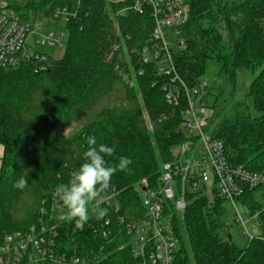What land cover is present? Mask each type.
<instances>
[{"label": "trees", "instance_id": "obj_1", "mask_svg": "<svg viewBox=\"0 0 264 264\" xmlns=\"http://www.w3.org/2000/svg\"><path fill=\"white\" fill-rule=\"evenodd\" d=\"M131 1L40 0L13 7L26 19L49 20L55 6H67L76 15L65 25L62 56L48 54L46 71L35 72L30 61L0 69V236L36 221L40 205H59L53 220L58 249L95 254L94 264H141L132 253L135 235H128L125 225L146 219L142 181L148 190L159 188L162 164L173 160V149L185 140L179 129L185 103L181 98L178 106L167 104L166 78L156 65L139 61L153 20L148 9L117 14ZM187 3L189 15L181 28L185 45L171 48L175 69L189 87L208 82L203 99L213 111L210 132L222 141L228 163L264 175V0ZM242 68L253 74L246 94L251 104L235 99ZM71 125L74 129L64 135L62 128ZM88 136L96 137L97 147L113 148L105 156L108 165L118 164L120 157L132 164L112 176L107 202L89 206L108 208V214L96 219L90 212L83 229L74 230V221L59 219L65 210L56 193L86 162ZM21 177L26 187L15 188ZM236 201L258 228L242 242L234 241L227 201L215 188L188 193L182 213L173 201L164 203L178 246L174 264H264V182L245 188ZM106 219L112 230L108 238L101 233Z\"/></svg>", "mask_w": 264, "mask_h": 264}, {"label": "built area", "instance_id": "obj_2", "mask_svg": "<svg viewBox=\"0 0 264 264\" xmlns=\"http://www.w3.org/2000/svg\"><path fill=\"white\" fill-rule=\"evenodd\" d=\"M146 9L150 11L153 27L148 43L138 53L139 61L156 65L158 73L166 78L162 91L167 104L178 106L181 98L184 100L179 129L185 140L177 146L173 160L162 164L159 188L148 190L142 181V193L147 195L142 200L146 219L126 224L125 229L128 235H135L132 253L141 264H174L178 246L171 220L164 214L165 202L173 201L175 211L182 213L188 193L201 190L210 193L215 188L234 209L236 221L245 227L236 199L245 188L263 183L264 175L228 163L222 141L210 132L213 111L203 99L208 82L189 87L175 69L171 48L185 45L181 28L189 15L187 0H132L117 14L128 10L143 14ZM75 15L67 6H55L49 20L41 16L26 19L0 0V69L30 61L35 72L46 71L49 58L42 48H63L65 25ZM118 48L116 44L112 50ZM115 68L128 79L119 63ZM58 210L59 205H40L36 221L23 230L0 236V264H94L95 254L79 256L75 250L65 252L57 248L58 231L53 220ZM109 224L106 219V228L101 232L104 238L112 233ZM244 234L253 238L246 228Z\"/></svg>", "mask_w": 264, "mask_h": 264}, {"label": "clouds", "instance_id": "obj_3", "mask_svg": "<svg viewBox=\"0 0 264 264\" xmlns=\"http://www.w3.org/2000/svg\"><path fill=\"white\" fill-rule=\"evenodd\" d=\"M87 150L84 152L85 163L78 170L71 173L69 181L61 186L56 193L62 208L65 210L59 219L65 222H75L74 230L83 229L90 219V212L96 219H102L108 214V208H90L96 201L107 202L111 189V178L117 171H126L132 160L129 157H120L118 164L108 165L105 156L113 154V148L105 144L97 147L95 136H88ZM27 180L21 177L14 183V187L23 189Z\"/></svg>", "mask_w": 264, "mask_h": 264}, {"label": "rangeland", "instance_id": "obj_4", "mask_svg": "<svg viewBox=\"0 0 264 264\" xmlns=\"http://www.w3.org/2000/svg\"><path fill=\"white\" fill-rule=\"evenodd\" d=\"M3 1H6L9 4L10 8L13 9L14 6H23L29 2H38L40 0H3ZM42 51L46 52L47 54H50L54 58H59L63 54V48H56L53 50L52 49L49 50L44 47L42 48ZM252 79H253V74L250 70L245 69V68L238 70L237 76H236V83H235V99L240 100V101L247 100L248 104H251V101L248 98H246V94L249 90V86H250ZM222 85H223V79H218L217 87H221ZM143 119L145 120V123L148 129L152 130L151 122L146 113L143 114ZM73 129H74L73 125L65 126L62 128V133L66 135L70 133ZM177 146L173 149V158H174V154L176 153ZM1 154H2V149L0 147V158H1ZM146 196L147 195L145 193H142L141 203H142V200ZM236 204L242 216V220L245 222V227L242 225V223L235 221L234 209L228 202L226 203V206L228 208L227 222L231 226V234L233 236L234 241L242 242L245 239V234H244L245 228L248 230V232L251 235H254V236L258 234V228H257L256 223L252 219L247 218V216L243 212L244 210L243 207L239 203H236Z\"/></svg>", "mask_w": 264, "mask_h": 264}, {"label": "crops", "instance_id": "obj_5", "mask_svg": "<svg viewBox=\"0 0 264 264\" xmlns=\"http://www.w3.org/2000/svg\"><path fill=\"white\" fill-rule=\"evenodd\" d=\"M49 50H51V49H49ZM53 50V49H52ZM50 55V54H49ZM1 147V146H0ZM1 149H2V147H1Z\"/></svg>", "mask_w": 264, "mask_h": 264}, {"label": "water", "instance_id": "obj_6", "mask_svg": "<svg viewBox=\"0 0 264 264\" xmlns=\"http://www.w3.org/2000/svg\"><path fill=\"white\" fill-rule=\"evenodd\" d=\"M143 191H144V188H143Z\"/></svg>", "mask_w": 264, "mask_h": 264}]
</instances>
